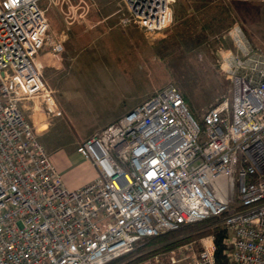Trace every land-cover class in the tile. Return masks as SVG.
Instances as JSON below:
<instances>
[{"label": "built area", "instance_id": "1", "mask_svg": "<svg viewBox=\"0 0 264 264\" xmlns=\"http://www.w3.org/2000/svg\"><path fill=\"white\" fill-rule=\"evenodd\" d=\"M41 1L0 0V264H109L210 218L227 231L228 264H264V54L242 27L226 34L233 48L218 49L230 104L210 107L201 125L177 87L157 90L80 143L97 175L69 189L24 114L31 102L63 115L50 82L67 72L65 43ZM175 2L125 0L121 22L164 31ZM200 247L148 264H219L213 234Z\"/></svg>", "mask_w": 264, "mask_h": 264}, {"label": "rangeland", "instance_id": "2", "mask_svg": "<svg viewBox=\"0 0 264 264\" xmlns=\"http://www.w3.org/2000/svg\"><path fill=\"white\" fill-rule=\"evenodd\" d=\"M195 1L176 0L173 4L174 23L164 31L147 36L146 63L142 62V55L138 52L141 49H136V53L132 44L130 58L137 60L126 65L117 62L113 66L106 62L119 59L120 51L116 50L117 55L104 51L103 47L99 50L97 39L103 25L118 26L120 20L129 15L125 0L40 2L50 22V35L62 36L65 43L68 73L61 76L60 80L50 82L63 115H49L42 108L35 111L31 102H26L24 114L34 130L38 131L39 139L49 145V152L57 160L63 152L77 149L84 140L98 135L126 114L132 104L141 100L146 93L149 92V98L157 90L169 85H174L182 92L196 120V117L203 119L204 113L220 102L231 103L232 84L221 68L218 49L220 45L234 47L226 38V33L234 25H239L255 50L264 54V0H226L233 23L222 35H209L199 44L195 42L196 33L190 36L183 28V21L189 18L188 9L192 5L202 4ZM72 32L75 33L74 39L71 38ZM78 159L77 156L71 158V170L79 163ZM219 222V219H215L208 226L195 227L176 235L172 240L160 241L153 246L144 247L145 240L134 253L109 264H125L156 249V253L135 263L148 264L154 255L166 257L171 251L189 243L200 249L201 239L212 233L171 248L164 249V246L209 228L222 227Z\"/></svg>", "mask_w": 264, "mask_h": 264}, {"label": "trees", "instance_id": "3", "mask_svg": "<svg viewBox=\"0 0 264 264\" xmlns=\"http://www.w3.org/2000/svg\"><path fill=\"white\" fill-rule=\"evenodd\" d=\"M194 3H202L201 5L193 6L195 13L191 16L189 15V10L192 6L188 9V19L183 21V28L185 33L191 35L196 33L195 42L201 43L203 39L207 38L209 35H222L223 32L231 26L233 23L232 15L230 11V7L226 5L228 3L226 0H196ZM200 14L201 16L197 15ZM175 17V15H174ZM199 32V33H198ZM227 34V33H226ZM225 37V36H224ZM186 100V99H185ZM194 114V113H193ZM195 115V114H194ZM196 116V115H195ZM198 122L202 125L203 119H199L196 117ZM117 121V120H116ZM115 121V122H116ZM114 122V123H115ZM113 124V123H112ZM217 218H210L201 222H197L194 224L182 226L180 229L168 232L166 234L147 238L144 247L153 246L157 242L164 241V240H172L175 238L176 235L182 234L188 230L194 229L195 227H204L208 226L209 224L213 223ZM212 233L215 236V243H216V259L219 264H228V258L226 255V245H225V238L227 236V231L222 227H215L213 229H206L201 231L196 235H190L186 238L176 239L171 241L170 243L164 246V249L171 248L174 246H178L181 243L200 237L201 235H207ZM144 240V241H145ZM157 250L153 249L144 253L143 255L137 256L134 259L129 260L128 263L125 264H135L138 261L144 259L147 256H150L156 253ZM112 263V262H111Z\"/></svg>", "mask_w": 264, "mask_h": 264}, {"label": "crops", "instance_id": "4", "mask_svg": "<svg viewBox=\"0 0 264 264\" xmlns=\"http://www.w3.org/2000/svg\"><path fill=\"white\" fill-rule=\"evenodd\" d=\"M194 13L195 11L192 5V8H190L189 10L188 16H191ZM103 26L104 27H102L100 30L101 34H99L98 39H97L98 40L97 48L100 50L103 47L104 51H108V52L111 51V52H115L116 54H117L116 50L118 49V51H120L119 52L120 55L119 54L117 55L121 56L119 59L115 61L111 60L109 62H106L107 65H112V64L116 65L117 62L119 63L121 62V64H125V65L128 63H134L133 60L135 61L136 58H132V59L130 58V55H132L130 54L132 44L135 49L134 51H136V53H137L136 49H141L138 52L139 54L142 55L141 56L142 62L146 63L145 62L147 58L146 38L147 36L151 35L149 32H146L142 27L134 23L129 24V25H123L121 20H120V25L118 26H115V27L114 26L110 27V25H108V27L106 25H103ZM74 34L73 32L71 34V38L73 39L75 37ZM152 49H153V46L151 45V50ZM122 50H125V52L123 53ZM127 56L129 57L126 58ZM67 73H68V70L64 76H66ZM152 91L153 90H151V92ZM148 95H149V92L146 93L142 97L141 100L134 102L131 108L127 111L129 112L136 105L147 100ZM51 156H52L53 162L55 163L56 167L62 174L63 179L66 183V186L69 189L80 187L92 181L97 175V167L95 166V164L92 161L85 159L81 154H79L76 148L69 152H63L62 155L59 156L58 160L54 157L53 153H51ZM74 156H77L79 158L78 159L79 163L74 165L71 170L70 161H71V158Z\"/></svg>", "mask_w": 264, "mask_h": 264}]
</instances>
